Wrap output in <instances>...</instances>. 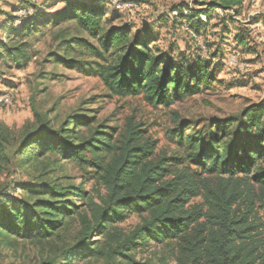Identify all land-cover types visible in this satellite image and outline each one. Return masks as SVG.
<instances>
[{
  "label": "trees",
  "instance_id": "1",
  "mask_svg": "<svg viewBox=\"0 0 264 264\" xmlns=\"http://www.w3.org/2000/svg\"><path fill=\"white\" fill-rule=\"evenodd\" d=\"M200 1L209 10L185 16L198 35L207 28L202 15H240L244 2ZM3 3L0 75L25 69L33 41L51 26L63 48L54 62L98 77L113 96L168 109L219 83L212 63L217 54L208 60L169 55L154 31L133 34L129 26H114L119 16L104 0H62L65 7L55 16L28 0L14 8L27 12L22 17L4 12ZM85 113L56 127L34 110L36 122L18 133L0 125V175L15 167L32 178L14 185L18 197L7 194L9 186L0 188V247L29 244L38 264H141L138 253L160 247L176 264H264V244L259 248L256 238L258 208L264 214V101L202 129L176 116L171 140L184 155L178 158L157 156L156 143L133 119L121 129ZM70 163L93 182L91 191L85 181L75 184L64 175ZM197 198L202 203L191 205ZM131 216L140 221L126 230Z\"/></svg>",
  "mask_w": 264,
  "mask_h": 264
},
{
  "label": "rangeland",
  "instance_id": "2",
  "mask_svg": "<svg viewBox=\"0 0 264 264\" xmlns=\"http://www.w3.org/2000/svg\"><path fill=\"white\" fill-rule=\"evenodd\" d=\"M26 1L4 0L1 8L12 16H19L14 8ZM34 1L48 16L57 15L65 7L62 0ZM104 1L106 8L119 16L114 26H129L133 34L154 31L158 46L169 55L183 53L187 57L200 56L208 60L212 59V54H217L212 63L219 68V83L168 109L149 106L141 97L113 96L98 77L84 76L54 62V55L61 56L63 48L54 39L55 31H50L49 26L33 41L30 63L25 69H2L0 96L7 94L11 104L0 106V125L18 133L26 124L36 122L34 110L46 115L56 125L74 113L84 114L79 109L86 108L92 111L85 114L95 116L97 124L122 129L129 119L141 123L145 136L156 143L157 156L178 158L184 155L174 139L171 140L176 116L183 123L202 129L211 122L239 117L250 106L264 101V0H244L240 15L221 10L211 13L210 17L202 15L207 28L200 35L195 34L185 18L191 10H209L200 0H119L128 6L123 10H117L112 0ZM179 10H183L184 17L179 15ZM4 18L0 17V24ZM2 31L0 28V36ZM240 38H245L244 44L238 43ZM64 175L73 177L75 184L85 181L87 191L93 188V182H87L88 176L74 164L66 166ZM29 176L25 168L17 170L14 167L11 173L0 175V188L9 186L7 194L21 196L20 191L14 193L12 190L16 183L32 182ZM201 203L202 200L197 198L190 204ZM255 206L259 207V204L255 203ZM240 208L244 212V206ZM257 211L261 218L256 236L260 248L264 244V214L259 208ZM139 221L138 217L131 216L122 226L130 230ZM136 261L141 264H176L162 247L138 253ZM38 263V252L29 244L19 243L11 249L0 247V264Z\"/></svg>",
  "mask_w": 264,
  "mask_h": 264
},
{
  "label": "built area",
  "instance_id": "3",
  "mask_svg": "<svg viewBox=\"0 0 264 264\" xmlns=\"http://www.w3.org/2000/svg\"><path fill=\"white\" fill-rule=\"evenodd\" d=\"M113 6L117 10H123L125 7H128L127 5H122L119 0H112ZM27 14L26 11H19V16H25ZM11 104V99L7 94L0 96V106H9Z\"/></svg>",
  "mask_w": 264,
  "mask_h": 264
}]
</instances>
